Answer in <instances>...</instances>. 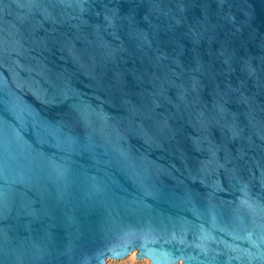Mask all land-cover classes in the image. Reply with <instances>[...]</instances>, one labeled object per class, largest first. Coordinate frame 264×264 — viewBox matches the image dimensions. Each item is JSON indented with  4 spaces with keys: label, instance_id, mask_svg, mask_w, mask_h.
Instances as JSON below:
<instances>
[{
    "label": "water",
    "instance_id": "1",
    "mask_svg": "<svg viewBox=\"0 0 264 264\" xmlns=\"http://www.w3.org/2000/svg\"><path fill=\"white\" fill-rule=\"evenodd\" d=\"M264 264V0H0V264Z\"/></svg>",
    "mask_w": 264,
    "mask_h": 264
},
{
    "label": "rangeland",
    "instance_id": "2",
    "mask_svg": "<svg viewBox=\"0 0 264 264\" xmlns=\"http://www.w3.org/2000/svg\"><path fill=\"white\" fill-rule=\"evenodd\" d=\"M112 264H151L150 261L143 263L142 257L139 255L124 259L115 260Z\"/></svg>",
    "mask_w": 264,
    "mask_h": 264
}]
</instances>
